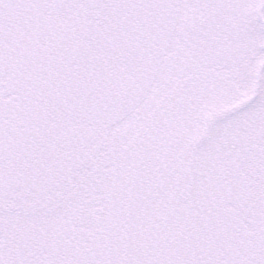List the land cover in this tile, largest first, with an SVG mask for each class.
I'll list each match as a JSON object with an SVG mask.
<instances>
[{"label": "rangeland", "instance_id": "374dc122", "mask_svg": "<svg viewBox=\"0 0 264 264\" xmlns=\"http://www.w3.org/2000/svg\"><path fill=\"white\" fill-rule=\"evenodd\" d=\"M167 11L139 104L65 105L90 18V71L129 90ZM203 262L264 264V0H0V264Z\"/></svg>", "mask_w": 264, "mask_h": 264}, {"label": "flooded vegetation", "instance_id": "af4514ba", "mask_svg": "<svg viewBox=\"0 0 264 264\" xmlns=\"http://www.w3.org/2000/svg\"><path fill=\"white\" fill-rule=\"evenodd\" d=\"M170 16L168 15L167 19L164 21L168 28L167 32V39L164 40L160 44V48L155 51V55L151 62L149 72L144 74L141 77L142 86H130L129 90H124L121 88L119 90H115L109 85H101L97 82V75L95 74V86L90 87V80L88 78V74L91 72L90 67L88 70L82 69L80 66L81 59L79 57L76 58V62L72 67V71L70 72V78L74 80L73 87L68 92V97L72 96V92L83 93L85 99H81L80 97H75L73 99H66L67 106L73 107L76 111H83V112H95L99 111L105 116V118L115 116L122 117L126 113H128L133 106H136L140 103V101L145 98L150 93V87L155 79L156 71L160 66L161 59L168 48L169 36L172 34V30H174V23L170 22ZM170 22V23H169ZM93 23V27H94ZM90 29L87 35V43L86 45V54L83 58H87V50H88V38L90 36L91 30ZM172 31V32H171ZM81 41V39H80ZM80 43V42H79ZM79 46V45H78ZM75 46L74 50L78 48ZM73 50V51H74ZM78 52V50H77ZM79 53V52H78ZM78 77V79H77ZM97 92V93H96ZM88 99V103L91 104V108L87 109L85 106V101ZM189 171V170H188Z\"/></svg>", "mask_w": 264, "mask_h": 264}, {"label": "water", "instance_id": "95a60500", "mask_svg": "<svg viewBox=\"0 0 264 264\" xmlns=\"http://www.w3.org/2000/svg\"><path fill=\"white\" fill-rule=\"evenodd\" d=\"M163 16L165 17L166 14L164 13ZM88 27H90V24L88 25ZM83 36H85V35L83 34ZM83 44H84V43H83ZM83 44H82V51H81V53H80V56H82V55L84 54V52H85V48H84ZM72 62H73L72 60L69 61V62H67V66L69 67V66L72 64ZM87 62H88V61L85 60V61L82 63V67L85 68V69L88 68V65H86ZM89 77H93L92 74H90ZM79 94L82 95L81 93H79ZM81 97H82V96H81ZM222 114H225V111L222 112ZM210 122H211V118H208L207 123L209 124ZM179 211H180V213H182V214L184 215V217H187V215H188V211H189V206H188L187 204H182V205H180V207H179Z\"/></svg>", "mask_w": 264, "mask_h": 264}, {"label": "trees", "instance_id": "16d2710c", "mask_svg": "<svg viewBox=\"0 0 264 264\" xmlns=\"http://www.w3.org/2000/svg\"><path fill=\"white\" fill-rule=\"evenodd\" d=\"M2 115L4 116V114H2ZM211 247H212V246L208 245V248H209L208 251L211 250ZM214 261H215V259H214ZM203 264H205V262H203Z\"/></svg>", "mask_w": 264, "mask_h": 264}]
</instances>
